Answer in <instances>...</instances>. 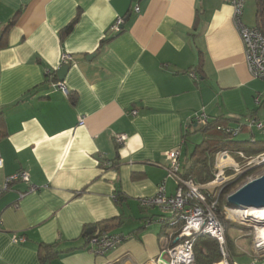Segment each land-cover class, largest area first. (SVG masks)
Returning <instances> with one entry per match:
<instances>
[{
  "label": "crops",
  "instance_id": "crops-1",
  "mask_svg": "<svg viewBox=\"0 0 264 264\" xmlns=\"http://www.w3.org/2000/svg\"><path fill=\"white\" fill-rule=\"evenodd\" d=\"M255 11L256 0H245L246 26H257ZM232 15L230 0H0V184L24 170L35 187L15 182L0 195V264H41L39 243L61 251L51 264H146L159 255L173 227L140 201L161 182L174 193L167 153L179 150L183 165L190 120H264V81L248 72ZM119 17L122 32L102 42ZM62 53L72 59L68 93L49 80L59 81ZM242 133L235 138L249 140ZM116 134L126 136L120 145ZM107 219L108 232L126 238L93 254L82 232ZM230 246L234 262L255 259L242 240Z\"/></svg>",
  "mask_w": 264,
  "mask_h": 264
},
{
  "label": "built area",
  "instance_id": "built-area-1",
  "mask_svg": "<svg viewBox=\"0 0 264 264\" xmlns=\"http://www.w3.org/2000/svg\"><path fill=\"white\" fill-rule=\"evenodd\" d=\"M233 7V22L239 32L243 49L245 63L249 74L252 78L264 81V35L257 27H248L242 22V14L245 0H230ZM133 11L138 12V5H134ZM123 17L115 20L110 29V34L118 33L123 25ZM61 66L69 63L72 59L69 54H61ZM53 88L60 89L63 93H68L61 81H50ZM254 103L261 105L260 95L254 97ZM131 114H136V110H132ZM84 118L78 119V124L82 125ZM208 123V117L204 113H200L193 117L190 124L203 126ZM217 129L223 130L231 138L237 137L240 133L247 130L250 134L249 141L254 142V131L264 130V120L253 114L246 115L241 121L234 126H219ZM126 136L124 134H116L114 141L122 144ZM235 153L241 159L246 161L243 169H238V163L232 162L234 159L231 152L224 150L219 151L214 156L213 179L207 184L200 185L190 179H183L179 175L181 164L179 160V150L169 151L167 153L170 161L168 175L175 180L176 188L173 194H167L163 182L157 185L153 196L141 199L140 205L144 208L157 207L161 212L158 220L165 222L167 218L175 217L174 223L181 222V227L172 244L168 242L167 246L161 249L159 255L150 259L146 264H195L193 255V241L195 237L207 234L218 242V248L221 254L219 264H238L229 259L225 240V227L216 213V200H208V189H216L218 191L230 181L235 175L241 174L248 168L256 166L264 162V151L252 155H246L240 150ZM2 160L0 156V167ZM226 168L231 170L230 174H226ZM25 182L29 184V174L26 171H17L4 177L0 184V195L15 182ZM35 187L29 184L27 191H34ZM115 199V197H113ZM246 207L233 206L225 208V217L237 222L239 225L248 228L252 235V248L255 252V259L249 264H257L260 258H264V216L257 217L253 215L243 214ZM170 223H173L171 221ZM172 235V233H170ZM126 238L122 234H110L105 231L95 233L88 239L89 251L96 255H104L110 250L117 247ZM13 241L24 242L23 236H14Z\"/></svg>",
  "mask_w": 264,
  "mask_h": 264
},
{
  "label": "trees",
  "instance_id": "trees-1",
  "mask_svg": "<svg viewBox=\"0 0 264 264\" xmlns=\"http://www.w3.org/2000/svg\"><path fill=\"white\" fill-rule=\"evenodd\" d=\"M255 16L257 20L256 27L264 35V0H256ZM73 21H71L62 29V34L70 30ZM121 32L122 28L118 33L108 35L106 39L102 40V42L109 41ZM49 80H57L54 73L52 78ZM232 120L233 119H227L224 117H217L211 120L208 118V123L206 125L199 126L190 124L188 126V129L186 130L187 132L185 131L183 135V145L185 147L186 157L179 171L180 177L183 179H190L197 184L204 185L213 179V161L217 152L227 150L231 152L235 160L240 162L241 159L235 153L236 150H240L246 155H252L264 151V141L255 140L254 142H250L247 139L242 140L231 138L223 130L217 129L219 126H231L229 123ZM4 122V115L0 111V137L5 135L3 130ZM190 129L191 131H189ZM198 133L202 135L201 141L195 144L192 150L188 151L186 144L189 136ZM251 171V169H248L243 171L241 174L235 175L221 188L220 191L216 190L215 196L212 198L209 196L207 197L208 200H216V213L225 227V233L230 227H235V225L225 217V208L233 207L227 203L226 196L231 191L236 189V187L241 184L249 175H251ZM226 173L230 174L231 170L226 169ZM175 219V217L167 218L165 221L166 225L163 226V228L166 226L173 227L170 232L166 233L170 245L172 244L175 235L178 233L181 227V222L177 221L174 223ZM113 220L114 219H107L102 221L103 224L98 227H90L83 230L82 237L86 239V249H89L88 239L100 231L108 232L107 224ZM171 221H173V223H170ZM170 233H172V235H170ZM226 237L228 239L227 234ZM38 248L41 264H51L53 259L61 252L57 250L56 243H39ZM193 255L195 264H215L221 260L218 242L207 234H202L195 237L193 241Z\"/></svg>",
  "mask_w": 264,
  "mask_h": 264
},
{
  "label": "rangeland",
  "instance_id": "rangeland-1",
  "mask_svg": "<svg viewBox=\"0 0 264 264\" xmlns=\"http://www.w3.org/2000/svg\"><path fill=\"white\" fill-rule=\"evenodd\" d=\"M260 114H264V111H260ZM241 135H246V133H241ZM254 138H255V140H258V141H264V130H260V131H257L256 130V131H254ZM201 139H202V135L199 134V133L196 134V135H194V136L189 137L188 138V141H187V144H186L188 151L192 150V148L194 147V145L197 144V143H199L201 141ZM232 157H233V155H232ZM232 162L238 163V166H237L238 169H243L245 167V165H246V161L243 160V161H240L239 162V161H237L235 159H232V161H229L226 164H228V163L230 164ZM213 167H214V163H213ZM226 169H228V168H226ZM248 169H251L252 170L251 171V175H249L241 184H239L236 187V189H234L233 191H231L229 194H231L234 191H236L238 188H240L242 185H244L248 181H250V180H252L254 178H257L260 175L264 174V162L263 163H260V164H258L256 166H253L251 168H248ZM248 169H246V170H248ZM228 220L235 225V227H230L227 230V232L225 233V240H226L227 251H228L229 256H230L229 259L232 260L231 259V246H230V244L233 241L238 242V241H241L242 240L244 243H246V245L248 247H252V235H251V231L248 228L239 225L237 222H235L233 220H230V219H228ZM226 234L228 235V239L226 237ZM242 235H245V236H242ZM243 238H244V240H243ZM235 250L237 252V257H241V255H244V254H246L245 252H247V251H243V250H241L240 248H237V247H236ZM216 264H219V262L216 263Z\"/></svg>",
  "mask_w": 264,
  "mask_h": 264
},
{
  "label": "water",
  "instance_id": "water-1",
  "mask_svg": "<svg viewBox=\"0 0 264 264\" xmlns=\"http://www.w3.org/2000/svg\"><path fill=\"white\" fill-rule=\"evenodd\" d=\"M95 53L87 55V59L92 58ZM69 69L68 64L62 65L56 70L59 81L62 82L66 72ZM227 203L231 206L243 207H262L264 206V174L254 178L233 193L226 197Z\"/></svg>",
  "mask_w": 264,
  "mask_h": 264
},
{
  "label": "bare ground",
  "instance_id": "bare-ground-1",
  "mask_svg": "<svg viewBox=\"0 0 264 264\" xmlns=\"http://www.w3.org/2000/svg\"><path fill=\"white\" fill-rule=\"evenodd\" d=\"M247 209L244 210L243 214H249L257 217L264 216V206L262 207H246Z\"/></svg>",
  "mask_w": 264,
  "mask_h": 264
}]
</instances>
